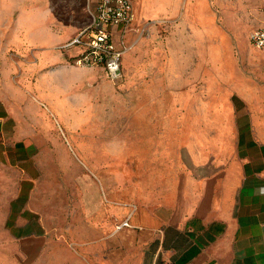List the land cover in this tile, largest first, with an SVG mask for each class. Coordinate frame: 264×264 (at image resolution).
I'll list each match as a JSON object with an SVG mask.
<instances>
[{
	"label": "crops",
	"instance_id": "crops-1",
	"mask_svg": "<svg viewBox=\"0 0 264 264\" xmlns=\"http://www.w3.org/2000/svg\"><path fill=\"white\" fill-rule=\"evenodd\" d=\"M176 1L132 0L133 27L176 15ZM260 2L247 16L253 29L264 27ZM185 18L195 36L212 43L211 74L203 76L208 96L199 102L195 135L188 127L182 133L183 156L174 157L171 147L158 152L165 160L159 181L126 187L118 178H93L87 163L83 169L62 163L64 153L49 133L50 146L39 141L45 135L37 115L0 98V264H264V87L213 66L212 50L223 37L208 0H190ZM184 26L175 25L171 37ZM220 107L223 117L214 114ZM152 138L144 132L133 146L149 171ZM124 221L128 226L117 229Z\"/></svg>",
	"mask_w": 264,
	"mask_h": 264
},
{
	"label": "rangeland",
	"instance_id": "rangeland-1",
	"mask_svg": "<svg viewBox=\"0 0 264 264\" xmlns=\"http://www.w3.org/2000/svg\"><path fill=\"white\" fill-rule=\"evenodd\" d=\"M176 2V15L142 19L128 41L122 79L111 82L101 69L77 66L67 58L69 50L78 52L74 47L59 48L88 22L86 0H0V98L37 115L43 128L38 130L49 133L65 154L62 163L82 169L87 163L93 178H118L126 187L159 181L165 160L158 152L171 147L178 154L174 157L183 156L184 147L178 143L186 127L192 137L199 129L194 118L201 112L200 100L208 96L203 76L211 74L212 43L193 34L191 21L185 18L190 0ZM208 3L215 9L223 37L220 53L216 54V46L212 50L213 66L225 73L232 68L235 78L264 87V54L248 42L254 26L247 19L263 4L260 0ZM182 21V33L172 38L174 26ZM47 54H60L61 60L44 61ZM176 100L186 107L163 106ZM219 109L214 114L225 116L224 108ZM184 117L187 125L182 124ZM144 132L153 136L149 147L156 154L150 158L151 171L133 153ZM39 141L50 146L46 135Z\"/></svg>",
	"mask_w": 264,
	"mask_h": 264
},
{
	"label": "built area",
	"instance_id": "built-area-1",
	"mask_svg": "<svg viewBox=\"0 0 264 264\" xmlns=\"http://www.w3.org/2000/svg\"><path fill=\"white\" fill-rule=\"evenodd\" d=\"M88 23L60 49L78 50L71 61L82 67L101 68L111 82L122 79V59L128 49L127 34L133 27L135 9L132 0H87ZM145 27L140 29L144 31ZM250 44L264 53V27L249 33ZM128 226L126 221L117 229Z\"/></svg>",
	"mask_w": 264,
	"mask_h": 264
},
{
	"label": "bare ground",
	"instance_id": "bare-ground-1",
	"mask_svg": "<svg viewBox=\"0 0 264 264\" xmlns=\"http://www.w3.org/2000/svg\"><path fill=\"white\" fill-rule=\"evenodd\" d=\"M214 104V103H213ZM222 106V105H221ZM216 121V120H215ZM224 122V121H223ZM217 148V147H216Z\"/></svg>",
	"mask_w": 264,
	"mask_h": 264
}]
</instances>
